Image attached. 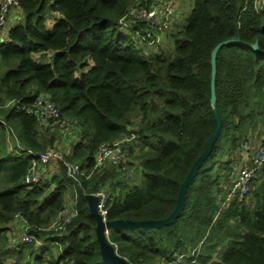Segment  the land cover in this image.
I'll return each mask as SVG.
<instances>
[{
	"label": "trees",
	"instance_id": "trees-1",
	"mask_svg": "<svg viewBox=\"0 0 264 264\" xmlns=\"http://www.w3.org/2000/svg\"><path fill=\"white\" fill-rule=\"evenodd\" d=\"M17 1L22 20L0 43V262L20 212L35 227L31 232L49 244L19 245L15 264H29L36 250L33 264H105L98 219L91 213L90 195L99 189L112 195L111 222L168 220L218 127L215 110L220 131L186 187L177 217L162 227L113 228L110 238L129 264L168 263L203 241L205 250L215 253L197 264H264V168L250 193L254 210L246 205L249 195L218 214L235 154L264 128V13L245 8V0H191L194 7L185 24L169 34L166 51L160 43L147 46L135 39L136 32L155 39L144 24L121 23L131 8H150L153 0ZM237 40L216 51L212 105L213 52ZM256 44L258 50L250 48ZM40 93L55 102L58 120L77 128L67 162L88 176L101 144L134 133L131 153L139 162L137 172L142 170L140 184L130 183L126 171L114 165L80 178L79 215L60 233L36 228L48 227L74 195L65 166L25 184L31 157L8 151L2 123L18 124L20 145L35 153L54 146L56 139L41 135L40 119L29 112Z\"/></svg>",
	"mask_w": 264,
	"mask_h": 264
},
{
	"label": "built area",
	"instance_id": "built-area-1",
	"mask_svg": "<svg viewBox=\"0 0 264 264\" xmlns=\"http://www.w3.org/2000/svg\"><path fill=\"white\" fill-rule=\"evenodd\" d=\"M18 7L17 0H1L0 40H2L3 34L5 33L8 17L12 8L19 9ZM178 7L179 0H153L150 8L134 6L127 14L128 21L123 19L121 23H123L124 27L127 26L129 28H131L129 23L135 22L144 24L146 28L155 33V39L149 41L146 37L141 36L139 32H136L134 37L139 43L152 46L160 43L162 36L174 26ZM247 7H252L257 13H264V0H245V8ZM29 112L38 116L41 126L58 120L60 116L57 105L47 93H40L37 96L35 103L29 108ZM2 123L6 126L8 140L10 141L11 137L15 139V145L14 147L11 146V150L16 154L22 155L25 153L31 157L30 167L24 178L25 184L31 185L39 182L45 177V172L47 170L54 166H58L60 163L65 166L66 174L74 184V195L70 204H66L64 209L55 215L48 227L36 228L41 232H62L65 227L79 215L77 209L78 195L76 185H80V178L85 177L89 179L93 172L103 169L108 165H114L118 168L122 167L125 169L133 158L130 145L137 138L136 134L133 133L121 139L101 144L96 153L95 166L92 173L86 176L79 166L67 162L65 159V153L67 152L63 153L61 150L48 148L43 152L35 153L30 149H26L20 145L13 130H11L4 121H2ZM259 139L260 142L256 145H252L251 138L244 141L235 154L234 163L229 174V183L223 186L224 194L220 196L222 200L220 202L218 214L223 210H227L234 202L240 203L245 198L247 199L251 190L262 181V171L264 168V136L259 137ZM90 198L91 202H93V208L97 219L103 226L102 235L104 236L105 242L112 248L114 253L118 255L119 248L110 238L112 228L108 227L111 221L108 218L109 212L107 203L112 199V195L104 188L91 194ZM11 226L15 229L16 227L21 229L17 234V239H15L16 236L12 239L16 247L19 245L27 246L35 244L37 249H41L49 244V242L41 240L31 232L35 227L32 226L20 212L14 215ZM207 254L203 241L192 249H188L181 253H175L168 263L158 262L157 264H197L198 260ZM0 264L13 263H10L9 260H2Z\"/></svg>",
	"mask_w": 264,
	"mask_h": 264
},
{
	"label": "rangeland",
	"instance_id": "rangeland-1",
	"mask_svg": "<svg viewBox=\"0 0 264 264\" xmlns=\"http://www.w3.org/2000/svg\"><path fill=\"white\" fill-rule=\"evenodd\" d=\"M193 7H194V4L191 0H179V7L177 10L176 19H175L176 22H175L174 26L161 38L160 44L162 45V49H165L166 51L168 50L167 46L171 42V40H169V36H170L169 34L171 32H173L174 30H176L179 26L181 28V26H183V24H185L186 19L189 16V14L191 13ZM21 20H22V18L17 19V22L21 21ZM12 25H14V24H12ZM7 26H8V22H7L6 28H7ZM171 48L173 50L175 49L173 42H172ZM12 126H13V128H11V130L16 132L15 135L17 134V136H22L21 128L19 127V125L13 123ZM39 129H40L41 135L54 137L56 139L54 146H52V147L49 146V147L53 148V149L61 150L63 153L70 150V147L73 143L72 141L75 140L74 136L77 134L76 126L74 124L70 123V121H68V120H65V121L56 120L53 122H49V123L41 126ZM257 132L259 133L258 137L264 136V128L263 127H260L257 130ZM251 141H252V145L258 144L257 140L254 137L251 138ZM18 142H19V140H18ZM6 145H7L8 151H12L11 146L14 147V145H15V139L14 138L11 137L10 141L8 140L7 131H6ZM135 156H136V154H135ZM137 161L138 160L135 161L134 156H133L131 162L128 164V166L125 169H123V171H126V174H124V178H127L130 183L135 182L137 184H140L141 180H142V170L137 172L136 167L139 163ZM129 165H132V166L129 167ZM57 168H54V169L51 168V169L47 170L45 172V174H46L45 176L48 175L47 176L48 178L51 177V174L53 173V171L55 169L57 171ZM127 179H124V180H127ZM257 187H258V185H256L254 187L253 191L257 190ZM220 193H219L220 196H222L224 194V191H221ZM251 195H252V198L250 201H247L246 205L250 211H253L254 206H255L254 193L252 192V194H250V196ZM72 199H73V194L71 196H67V199H66V202H68L67 204H70ZM231 227H235V224H231ZM13 231L17 232V234H18V232H20V230H18V227H16V229L13 228ZM17 234H15L14 237ZM12 237H13V232H11V234H10V238H12ZM224 248H226V243L223 244V249ZM38 253H39V250H36L35 254L33 255L29 264H33L34 258H36ZM207 253L213 254V253H215V251H213V250L211 252L207 251Z\"/></svg>",
	"mask_w": 264,
	"mask_h": 264
},
{
	"label": "water",
	"instance_id": "water-1",
	"mask_svg": "<svg viewBox=\"0 0 264 264\" xmlns=\"http://www.w3.org/2000/svg\"><path fill=\"white\" fill-rule=\"evenodd\" d=\"M228 43H239V41H229V42H225L223 44H220L219 46H217V48L214 50L213 52V80H212V105H214L215 103V95H214V90H215V71H216V67L214 64V58H215V54L216 51L219 47H222L225 44ZM250 48L254 49V50H258V45H254L251 46ZM216 119L218 121V127L214 133V135L212 136V138L210 139V143L209 146L205 152V154L196 162V164L194 165L192 171L190 172L188 178L186 179V181L183 183L181 192H180V196H179V203H178V207L176 209V211L173 213V215L166 221H161V222H140V223H130V222H126V221H113L111 223L108 224V227L110 228H126V229H140V228H150V227H162L165 226L169 223H171L178 215L181 206L183 204V198H184V193L186 190V187L188 186V184L192 181L194 175L196 174L198 168L200 167V165L202 164V162L207 158V156L209 155L210 151H211V147L212 144L214 143V141L216 140L218 133L220 131V118L217 114V112L214 110ZM91 213L93 215L96 216L95 212H94V208H93V202H91ZM97 217V216H96ZM102 224L99 222L98 220V227H97V240H98V244H99V250L102 256V260L105 264H129L125 259H123L122 257L116 255L114 253V251L112 250V248L105 242L104 236L102 235Z\"/></svg>",
	"mask_w": 264,
	"mask_h": 264
},
{
	"label": "crops",
	"instance_id": "crops-1",
	"mask_svg": "<svg viewBox=\"0 0 264 264\" xmlns=\"http://www.w3.org/2000/svg\"><path fill=\"white\" fill-rule=\"evenodd\" d=\"M21 17H22L21 10L20 9H17V8H12V10L10 12V15L8 17V26L5 29V33L3 34L2 40H0V43L3 42V41H5V40H7V38H8V32H9L12 24L16 23L17 22V19H20ZM256 140H257V142L259 144L260 139L259 138H256ZM68 152L69 151H67V153ZM18 230H21V229H18ZM10 234L11 233H8V235H7L9 238H10ZM15 234H17V232L13 231V237L10 238V242L12 244L10 246H8L7 248H5V251L7 252V254L5 256H7V257L5 259H2V260H9L10 263H13V264H15V261L19 257V253L21 251V249L19 247H16L14 245L15 242L14 241H11L14 238V235ZM15 239H17V235H16Z\"/></svg>",
	"mask_w": 264,
	"mask_h": 264
}]
</instances>
